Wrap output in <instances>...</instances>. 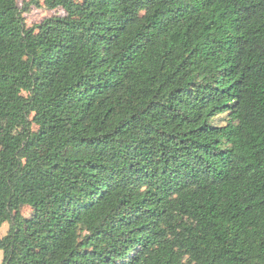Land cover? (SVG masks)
<instances>
[{
    "label": "trees",
    "instance_id": "obj_1",
    "mask_svg": "<svg viewBox=\"0 0 264 264\" xmlns=\"http://www.w3.org/2000/svg\"><path fill=\"white\" fill-rule=\"evenodd\" d=\"M18 1L0 264H264V0Z\"/></svg>",
    "mask_w": 264,
    "mask_h": 264
},
{
    "label": "rangeland",
    "instance_id": "obj_2",
    "mask_svg": "<svg viewBox=\"0 0 264 264\" xmlns=\"http://www.w3.org/2000/svg\"><path fill=\"white\" fill-rule=\"evenodd\" d=\"M28 0H19L18 5L21 7ZM63 13L62 8L56 9H46L45 7H36L34 5L30 6V9L24 13L25 22L28 26L33 25L35 23H39L43 19L52 16V15H60ZM21 213L24 216H29L31 213V208L27 205L21 208ZM8 229V223H3L0 227V236L4 235ZM2 259V251H0V262Z\"/></svg>",
    "mask_w": 264,
    "mask_h": 264
}]
</instances>
